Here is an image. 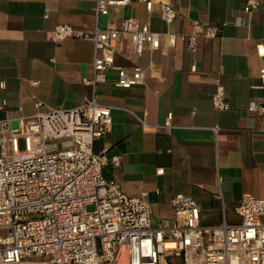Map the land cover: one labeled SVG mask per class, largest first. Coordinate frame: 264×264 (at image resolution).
<instances>
[{
	"label": "crops",
	"instance_id": "1",
	"mask_svg": "<svg viewBox=\"0 0 264 264\" xmlns=\"http://www.w3.org/2000/svg\"><path fill=\"white\" fill-rule=\"evenodd\" d=\"M247 1L156 0L152 13L132 2L99 18L103 28L133 17L156 32L180 35L194 33L198 22L228 24L218 38L199 39L195 51L181 39L171 46L164 38L160 50L140 57L123 35L115 65L140 67L142 83L119 88L118 72L111 69L97 85L96 100L112 108L113 125L94 150L121 157V166L109 165L104 176L130 196L146 193L156 221L173 217L178 194L197 200L205 226L223 221L220 194L230 223L239 222L235 208L244 195L264 200V115L248 111L251 103L264 105V56L257 52L264 44V14H246ZM160 3L178 13L170 28ZM95 6L96 0H0V104L7 103L0 119L76 109L92 97L83 84L93 77L92 42L54 43L51 32L60 24L92 31ZM218 86L225 89L228 111L212 104ZM214 127L221 129L217 141Z\"/></svg>",
	"mask_w": 264,
	"mask_h": 264
},
{
	"label": "built area",
	"instance_id": "2",
	"mask_svg": "<svg viewBox=\"0 0 264 264\" xmlns=\"http://www.w3.org/2000/svg\"><path fill=\"white\" fill-rule=\"evenodd\" d=\"M132 2L152 13L156 0H96L92 31L60 24L51 32L54 43L92 42L93 77L83 79L92 88L90 99L76 109L0 119V264H264L263 199L244 195L235 208L239 222L230 223L220 194L223 221L205 226L197 200L178 194L172 200L173 217L156 221L146 193L130 196L118 181L105 178L104 169L120 167L121 157L94 150L113 125L112 108L96 100L97 85L111 69L118 72L116 86L122 89L144 79L140 67L115 65L123 35L140 57L160 50L164 38L171 46L181 39L195 51L199 39H216L228 25L198 22L194 33L180 35L156 32L150 23L129 17L120 27H100L101 16ZM160 6L170 28L178 13L169 4ZM244 12L264 14V2L248 0ZM257 52L264 56V44ZM212 104L217 111L231 109L224 87H217ZM6 106L3 102L0 109ZM41 106L36 101L35 107ZM248 111L263 116L264 105L251 103ZM220 130L212 129L216 141Z\"/></svg>",
	"mask_w": 264,
	"mask_h": 264
}]
</instances>
